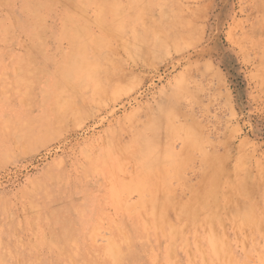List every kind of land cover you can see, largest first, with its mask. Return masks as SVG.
Masks as SVG:
<instances>
[{
    "label": "rangeland",
    "instance_id": "1",
    "mask_svg": "<svg viewBox=\"0 0 264 264\" xmlns=\"http://www.w3.org/2000/svg\"><path fill=\"white\" fill-rule=\"evenodd\" d=\"M0 264H264V0H0Z\"/></svg>",
    "mask_w": 264,
    "mask_h": 264
},
{
    "label": "bare ground",
    "instance_id": "2",
    "mask_svg": "<svg viewBox=\"0 0 264 264\" xmlns=\"http://www.w3.org/2000/svg\"><path fill=\"white\" fill-rule=\"evenodd\" d=\"M193 6V5H192ZM18 107H20V106H18ZM22 110H21V108H19L18 109V112H21ZM197 137V136H196ZM195 138V137H194ZM223 145V144H222ZM227 148V147H226ZM226 150V149H225ZM215 155V154H214ZM221 156V155H220ZM225 156V155H224ZM224 159V161H225V158H223ZM216 164H218V163H216ZM222 164H223V162H222ZM216 166V165H215ZM228 178H229V176H228ZM215 181V180H214ZM227 184V183H226ZM213 188V187H212ZM213 190V189H212ZM210 192V191H209ZM214 193V192H213ZM209 195V194H208ZM205 199V198H204ZM216 199V198H215ZM250 199V198H249ZM211 201V200H210ZM172 202V201H171ZM140 204V203H139ZM214 204V203H213ZM157 205V204H156ZM155 205V206H156ZM205 208V207H204ZM203 210H206V209H203ZM115 246V245H114ZM114 246L112 247V250H113V248H114ZM115 254H113L112 255V257L114 256Z\"/></svg>",
    "mask_w": 264,
    "mask_h": 264
}]
</instances>
